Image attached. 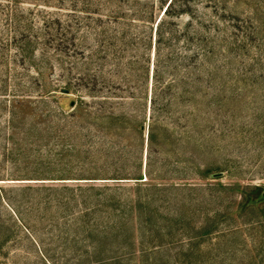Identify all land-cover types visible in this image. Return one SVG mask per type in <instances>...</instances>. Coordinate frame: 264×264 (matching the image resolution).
Segmentation results:
<instances>
[{"label": "rangeland", "instance_id": "374dc122", "mask_svg": "<svg viewBox=\"0 0 264 264\" xmlns=\"http://www.w3.org/2000/svg\"><path fill=\"white\" fill-rule=\"evenodd\" d=\"M231 4L238 28L230 30L231 50L225 49L216 79L222 102L210 105V95L200 94L193 103L178 101L177 115L195 113L186 121L188 137L178 127L185 122L171 121L170 135L178 141L158 135L152 145L157 152L149 173L156 177L153 182L196 189L155 191L139 205L136 193H124L122 215L106 195L87 189L116 180H26L43 166L28 157L24 133L7 146L0 139V264H264V204L246 207L243 194L253 186L264 190V0ZM83 37L74 88L57 92L50 103L66 113L59 117L63 130L58 149L67 143L76 149L71 156L61 150L64 155L56 163L73 178H105L111 174L106 170L131 169L142 155L144 160L148 120L142 131L129 127L113 139L95 132L90 120V33ZM53 64L46 81L63 88L68 80L60 78L59 66ZM84 75L87 81L76 80ZM71 112L76 116H67ZM43 139L33 138L40 148ZM191 156L202 168L219 167L213 172L218 178L195 173L187 161ZM42 185H55L57 191L39 190ZM131 202L132 211L127 208ZM114 223L124 225L110 227Z\"/></svg>", "mask_w": 264, "mask_h": 264}, {"label": "trees", "instance_id": "16d2710c", "mask_svg": "<svg viewBox=\"0 0 264 264\" xmlns=\"http://www.w3.org/2000/svg\"><path fill=\"white\" fill-rule=\"evenodd\" d=\"M232 1L0 0V139L7 146L24 133L28 157L43 166L35 170L38 175L26 180H116L87 189L106 195L108 201L117 204L114 209L122 215L126 207L119 203L124 193H136L139 205L143 197L150 198L155 191L195 190L193 185L153 182L156 177L149 173L157 152L152 145L158 135L168 137L172 143L178 141L170 135L171 121L185 122L178 127L187 136L186 121L194 119L195 113L186 110L177 115L174 108L178 101L193 103L200 94L202 98L210 95V105L213 101L222 102L223 90L216 86V79L225 64V49L231 50L230 30L238 28L236 14L231 10ZM87 33H90V120L97 127L95 132L113 139L129 127L142 131L148 120L144 160L142 155L131 169L106 170L111 174L104 175L105 178H73L65 175L70 171L56 163L63 151L71 156L76 149L71 143L58 149L63 130L60 126L63 120L59 117L66 113L50 103L57 92L70 93L74 88L71 81L75 78V62L83 55L78 41ZM53 61L59 66L60 78L68 80L63 88L46 81L47 72L55 70ZM85 76L76 80L85 82ZM212 89L216 91L210 94ZM67 116L73 118L76 113ZM34 137L44 138L43 148ZM195 144L199 143L195 141ZM188 160L201 177L218 178L219 174L213 172L219 167L202 168L193 156ZM131 181L135 183L133 186L122 184ZM37 188L57 191L55 185ZM61 189L71 188L61 186ZM263 192L259 186H253L243 193L246 207L264 204ZM132 203L127 206L130 211L135 205ZM143 222L146 225L151 220ZM121 225L124 223L110 227Z\"/></svg>", "mask_w": 264, "mask_h": 264}, {"label": "water", "instance_id": "95a60500", "mask_svg": "<svg viewBox=\"0 0 264 264\" xmlns=\"http://www.w3.org/2000/svg\"><path fill=\"white\" fill-rule=\"evenodd\" d=\"M63 93H67V91L66 90H63ZM73 105V104H72ZM263 196H264V192H263Z\"/></svg>", "mask_w": 264, "mask_h": 264}]
</instances>
